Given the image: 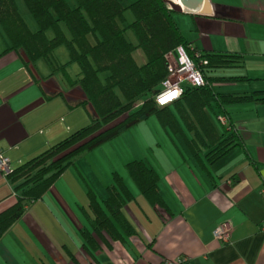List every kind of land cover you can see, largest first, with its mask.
Here are the masks:
<instances>
[{
  "label": "crops",
  "instance_id": "crops-1",
  "mask_svg": "<svg viewBox=\"0 0 264 264\" xmlns=\"http://www.w3.org/2000/svg\"><path fill=\"white\" fill-rule=\"evenodd\" d=\"M120 1L129 6L137 0ZM209 2L211 14L177 7L174 17L198 51L241 57L239 64L217 73L251 81L222 84L217 91L239 96L264 91V0ZM16 3L29 29L37 32L24 1ZM125 17L124 25L134 20L130 10ZM127 34L137 44L133 33ZM47 35L52 38L54 32ZM7 46L0 31V150L18 167L88 126L95 111L75 84L80 67L70 62L65 46L54 51L56 65L47 59L28 65L23 52L6 51ZM134 58L139 65L147 62L140 49ZM226 110L244 146L210 165L205 151L196 159L182 136L164 129L155 116L80 155L5 233L0 264H264V104L249 101ZM210 117L221 131L217 117ZM145 136L154 141L146 142ZM136 160L157 171L167 207L151 205L128 175L126 165ZM116 173L132 193L124 212L137 233L112 240L94 231L89 194L103 204ZM15 202L13 186L0 172V213ZM222 223L231 230L226 244L214 237ZM85 233L95 238V246Z\"/></svg>",
  "mask_w": 264,
  "mask_h": 264
},
{
  "label": "trees",
  "instance_id": "trees-1",
  "mask_svg": "<svg viewBox=\"0 0 264 264\" xmlns=\"http://www.w3.org/2000/svg\"><path fill=\"white\" fill-rule=\"evenodd\" d=\"M23 1L39 30L29 29L16 0H0V31L8 43L6 51L23 52L28 65L40 59L56 65L54 51L65 46L70 62L80 67V77L75 84L86 93L85 105H92L95 115L88 126L13 167L6 176L13 186L16 202L0 213V240L80 155L97 149L152 116L157 117L164 129L181 135L196 159L201 160L200 153L205 151L204 160L209 165L244 146L226 108L249 101L264 104V91L243 96L217 91L216 87L222 84L251 81L248 76L217 73L239 64L241 57L234 53H202L190 46L175 20L176 11L165 0H137L129 6H124L120 0H75V6L67 0ZM128 10L134 20L124 25ZM49 30L54 32L52 38L47 35ZM128 31L133 33L137 44L131 41ZM180 46L196 64L207 61L202 67L205 84L198 88L185 86L180 99L161 107L156 97L164 89L163 84L170 76L169 66L177 58ZM137 49L146 56L144 65H139L134 58ZM209 113L217 117L218 122L219 117H227L228 125L219 122V131ZM187 132L192 133L193 138H189ZM126 171L151 205L167 207L159 190V175L150 164L132 161L126 165ZM108 193L103 204L97 201L95 194H89L96 234L103 233L112 240L136 234L124 212L133 196L121 175L114 174ZM85 235L87 243L93 245L95 238L90 233Z\"/></svg>",
  "mask_w": 264,
  "mask_h": 264
},
{
  "label": "built area",
  "instance_id": "built-area-1",
  "mask_svg": "<svg viewBox=\"0 0 264 264\" xmlns=\"http://www.w3.org/2000/svg\"><path fill=\"white\" fill-rule=\"evenodd\" d=\"M196 56H200L196 53ZM177 58L174 63L169 66L170 76L164 82L163 91L156 97V102L159 106L164 107L173 104L176 100L180 99L185 86L193 88L201 87L205 84V76L203 68L207 65V61L199 62L196 64L187 51L183 47L177 48ZM219 122L227 126L229 121L227 117H219ZM13 166L10 159L0 150V172L5 176L12 172ZM231 230L227 223L218 225L214 230V237L222 244L230 241ZM165 264H176V262L168 261Z\"/></svg>",
  "mask_w": 264,
  "mask_h": 264
},
{
  "label": "water",
  "instance_id": "water-1",
  "mask_svg": "<svg viewBox=\"0 0 264 264\" xmlns=\"http://www.w3.org/2000/svg\"><path fill=\"white\" fill-rule=\"evenodd\" d=\"M181 9L188 13L211 14V4L209 0H180Z\"/></svg>",
  "mask_w": 264,
  "mask_h": 264
},
{
  "label": "rangeland",
  "instance_id": "rangeland-1",
  "mask_svg": "<svg viewBox=\"0 0 264 264\" xmlns=\"http://www.w3.org/2000/svg\"><path fill=\"white\" fill-rule=\"evenodd\" d=\"M168 4H169V6L171 7V8H177V7H180V6H178L175 2H173V1H171V0H165ZM132 38H133V40L134 41H136L135 40V38H134V36H132ZM153 118H154V116H153ZM126 135H129V134H126ZM145 139H146V142H153L154 141V139L151 137L150 139H149V137H147V136H145L144 137ZM144 138H143V140H144ZM145 141V140H144ZM136 144V143H135ZM153 144V143H152ZM139 158H142V157H139ZM131 183H132V181H131ZM132 185H134L133 183H132Z\"/></svg>",
  "mask_w": 264,
  "mask_h": 264
},
{
  "label": "bare ground",
  "instance_id": "bare-ground-1",
  "mask_svg": "<svg viewBox=\"0 0 264 264\" xmlns=\"http://www.w3.org/2000/svg\"><path fill=\"white\" fill-rule=\"evenodd\" d=\"M171 1L175 2L177 5H181L180 0H171Z\"/></svg>",
  "mask_w": 264,
  "mask_h": 264
}]
</instances>
